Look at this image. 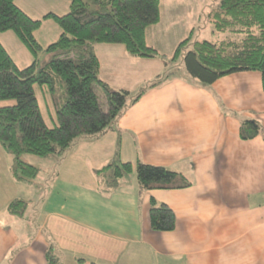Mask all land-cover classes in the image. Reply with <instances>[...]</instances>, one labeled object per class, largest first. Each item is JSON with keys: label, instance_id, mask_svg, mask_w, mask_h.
Returning <instances> with one entry per match:
<instances>
[{"label": "crops", "instance_id": "crops-1", "mask_svg": "<svg viewBox=\"0 0 264 264\" xmlns=\"http://www.w3.org/2000/svg\"><path fill=\"white\" fill-rule=\"evenodd\" d=\"M178 14L160 0L154 25ZM93 52L99 78L115 90L136 91L164 69V59L132 56L122 44H94ZM174 66L175 75L149 89L116 127L79 140L56 161L40 209L15 186L14 160L7 163L0 145V264H49L48 253L55 264H264L261 74L202 85L180 62ZM243 121H256L261 133L241 139ZM116 153L122 162L175 171L189 186L145 191L132 172L105 190L95 171ZM13 199L28 202L23 215L7 211ZM151 199L174 212L172 231L152 230Z\"/></svg>", "mask_w": 264, "mask_h": 264}, {"label": "trees", "instance_id": "trees-1", "mask_svg": "<svg viewBox=\"0 0 264 264\" xmlns=\"http://www.w3.org/2000/svg\"><path fill=\"white\" fill-rule=\"evenodd\" d=\"M209 17L214 31L226 33V39L195 40L190 46V37L185 38L172 56L164 58L145 42L146 28L160 20V0H70L66 14L44 15L54 19L61 32L55 42L42 49L33 34L42 20L30 18L14 0H0V32L14 31L33 57L29 66L19 68L0 43V101H14L0 107V145L13 156L15 178L31 181L38 174L22 155H53L59 161L79 140L96 138L116 127L118 119L149 89L175 75V62L202 85L232 73L256 71L261 74L264 90V0H219ZM98 43L122 44L135 57L164 59V69L136 91L112 89L98 76L93 52ZM43 50L50 58L42 63L39 52ZM37 92L54 110L56 122L52 127L44 121ZM260 133L256 121L240 125L243 140ZM132 172L145 191L189 186L175 171L141 161L122 162L117 153L95 171L105 190L115 189L119 180ZM27 205L25 200L13 199L7 211L21 216ZM149 218L154 231H172L175 227L172 209L154 199L150 200ZM47 259L55 264L50 253ZM84 261L78 259L77 263Z\"/></svg>", "mask_w": 264, "mask_h": 264}, {"label": "rangeland", "instance_id": "rangeland-1", "mask_svg": "<svg viewBox=\"0 0 264 264\" xmlns=\"http://www.w3.org/2000/svg\"><path fill=\"white\" fill-rule=\"evenodd\" d=\"M161 1L167 10H174L175 7H178L179 14L175 16L177 18H174V16L166 17L164 15V20L161 24L147 27L145 31V42L147 45L154 47L161 55L165 56L164 58L172 56L176 45L185 38L190 37V46L191 42L195 40L216 42L226 39V33L214 31L209 17L212 7L219 0ZM69 2V0H14L15 5L30 18L42 20L41 26L33 33L35 40L42 49H45L49 44L55 42L61 32L59 25L54 19L44 18L43 16L49 12H53L59 16L66 14L69 11ZM228 37L229 35H227ZM230 38L235 39L234 36ZM0 42L19 68L27 67L32 63V54L14 31L8 30L0 32ZM49 58L44 50L39 52V59L42 63ZM37 98L44 121L48 126H54L56 122L54 110L52 107L46 105L41 92H37ZM6 101L8 102L7 105L14 104V101ZM6 154L8 156L7 163L10 165L13 156L8 152ZM21 159L36 167L38 174L31 181L33 183L16 180L15 186L19 188L25 200L35 199V203L32 206L40 209L41 202L47 191L46 186L54 172L58 157H54L53 155L41 157L33 154H24L21 156Z\"/></svg>", "mask_w": 264, "mask_h": 264}]
</instances>
